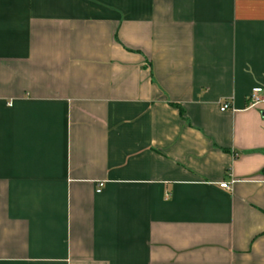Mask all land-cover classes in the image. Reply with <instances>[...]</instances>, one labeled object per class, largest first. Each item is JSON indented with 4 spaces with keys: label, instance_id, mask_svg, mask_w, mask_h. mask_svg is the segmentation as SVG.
Wrapping results in <instances>:
<instances>
[{
    "label": "crops",
    "instance_id": "1",
    "mask_svg": "<svg viewBox=\"0 0 264 264\" xmlns=\"http://www.w3.org/2000/svg\"><path fill=\"white\" fill-rule=\"evenodd\" d=\"M0 264H264V0H0Z\"/></svg>",
    "mask_w": 264,
    "mask_h": 264
},
{
    "label": "built area",
    "instance_id": "2",
    "mask_svg": "<svg viewBox=\"0 0 264 264\" xmlns=\"http://www.w3.org/2000/svg\"><path fill=\"white\" fill-rule=\"evenodd\" d=\"M257 93H258V91H255L254 93H252L250 95L251 106H254L255 104H257V103L262 101ZM229 108H230V105L227 104V103H224V104H222L221 111H226ZM232 183H235V182L232 181ZM220 187L222 189H226V190H230L231 189V185L229 183H225V182L221 183ZM98 192H100V190Z\"/></svg>",
    "mask_w": 264,
    "mask_h": 264
},
{
    "label": "trees",
    "instance_id": "3",
    "mask_svg": "<svg viewBox=\"0 0 264 264\" xmlns=\"http://www.w3.org/2000/svg\"><path fill=\"white\" fill-rule=\"evenodd\" d=\"M181 113L183 114V110L180 108Z\"/></svg>",
    "mask_w": 264,
    "mask_h": 264
}]
</instances>
